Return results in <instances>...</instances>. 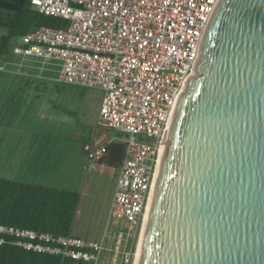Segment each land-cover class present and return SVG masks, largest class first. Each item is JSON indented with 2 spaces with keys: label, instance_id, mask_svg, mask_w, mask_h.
<instances>
[{
  "label": "built area",
  "instance_id": "2783aa9c",
  "mask_svg": "<svg viewBox=\"0 0 264 264\" xmlns=\"http://www.w3.org/2000/svg\"><path fill=\"white\" fill-rule=\"evenodd\" d=\"M217 2L30 0L35 11L66 20V27L32 28L0 56V76L101 90L97 125L125 136L107 221L125 231L142 228L172 112ZM106 144L99 137L88 160L98 163ZM3 244L74 264H100L106 250L104 238L87 242L0 224Z\"/></svg>",
  "mask_w": 264,
  "mask_h": 264
},
{
  "label": "water",
  "instance_id": "95a60500",
  "mask_svg": "<svg viewBox=\"0 0 264 264\" xmlns=\"http://www.w3.org/2000/svg\"><path fill=\"white\" fill-rule=\"evenodd\" d=\"M194 70L137 264H264V0H218Z\"/></svg>",
  "mask_w": 264,
  "mask_h": 264
},
{
  "label": "rangeland",
  "instance_id": "374dc122",
  "mask_svg": "<svg viewBox=\"0 0 264 264\" xmlns=\"http://www.w3.org/2000/svg\"><path fill=\"white\" fill-rule=\"evenodd\" d=\"M4 34L0 28V41ZM101 97L96 88L0 76V149L10 145L21 151L22 183L78 191L88 177L92 190L80 196L70 235L94 242L104 238L100 264H133L142 228L132 233L107 221L115 178L108 169L94 171L97 164L87 157L101 135L118 143L125 139L97 125Z\"/></svg>",
  "mask_w": 264,
  "mask_h": 264
},
{
  "label": "trees",
  "instance_id": "16d2710c",
  "mask_svg": "<svg viewBox=\"0 0 264 264\" xmlns=\"http://www.w3.org/2000/svg\"><path fill=\"white\" fill-rule=\"evenodd\" d=\"M67 21L35 11L30 0H0V56L9 42L32 28H65ZM124 155V144L110 142L98 164L117 170ZM78 194L67 190L0 179V224L20 229L68 236L72 227ZM0 264H74L59 255L36 253L9 244L0 245Z\"/></svg>",
  "mask_w": 264,
  "mask_h": 264
},
{
  "label": "crops",
  "instance_id": "0c3cea01",
  "mask_svg": "<svg viewBox=\"0 0 264 264\" xmlns=\"http://www.w3.org/2000/svg\"><path fill=\"white\" fill-rule=\"evenodd\" d=\"M2 80H4L5 83H8L7 80H5V79H2ZM9 82L12 85H16V84L20 83L19 81H16V80L15 81L9 80ZM99 137H101V139H103V141L105 143L114 142V141H111L110 139L107 140L106 139L107 137L105 135H101ZM21 163H22L21 151L18 148H14V147H11L9 145V147L5 146L2 149H0V179H6V180H11V181H16V182L21 181V180L18 179V174L20 172H23L22 171L23 169L20 166ZM96 164L97 165L95 166L94 171H96L97 173L103 172L105 169H108L111 177H114L116 175L117 170H115L113 168H110V167H107L105 165H101V164H98V163H96ZM53 188L54 189H58V190H66L67 189V188L59 187V186H55ZM91 190H92V186L89 183L88 177H86V179H84L81 182L78 191L73 190V189H70V190H67V191H71V192L77 193L78 194V202H79L80 196L82 194L84 196L86 194H89L91 192ZM77 208H78V203H77V206H76L75 213L77 212ZM74 237H78V236H74ZM78 238H80V237H78ZM87 242H90V241H87Z\"/></svg>",
  "mask_w": 264,
  "mask_h": 264
},
{
  "label": "bare ground",
  "instance_id": "6f19581e",
  "mask_svg": "<svg viewBox=\"0 0 264 264\" xmlns=\"http://www.w3.org/2000/svg\"><path fill=\"white\" fill-rule=\"evenodd\" d=\"M196 75H197V73L194 70L190 77H195ZM169 128H170V124L168 125V129L166 131V137L168 135ZM164 145H165V140H164V144H163V148H162V153H163ZM161 157H162V154H161ZM156 178H157V175H156ZM156 178L154 180V184H153V187H152V194H153ZM152 194H151L150 201H149V204H148V208H147V211H146V214H145V218H144V222H143V225H142V230H141V234H140V237H139V240H138L137 248L135 250L133 264H137V261H138V256H139V252H140V247H141L142 237H143V233H144L145 223H146V219H147V215H148V211H149V207H150V203H151V199H152Z\"/></svg>",
  "mask_w": 264,
  "mask_h": 264
}]
</instances>
